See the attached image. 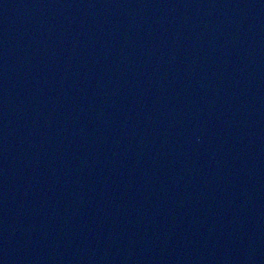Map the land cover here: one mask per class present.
I'll list each match as a JSON object with an SVG mask.
<instances>
[{
    "label": "water",
    "instance_id": "95a60500",
    "mask_svg": "<svg viewBox=\"0 0 264 264\" xmlns=\"http://www.w3.org/2000/svg\"><path fill=\"white\" fill-rule=\"evenodd\" d=\"M0 264H264V0H0Z\"/></svg>",
    "mask_w": 264,
    "mask_h": 264
}]
</instances>
